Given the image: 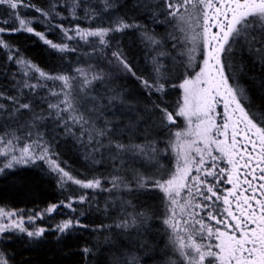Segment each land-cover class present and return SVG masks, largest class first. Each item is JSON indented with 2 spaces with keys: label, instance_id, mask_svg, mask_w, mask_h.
Here are the masks:
<instances>
[{
  "label": "snow or ice",
  "instance_id": "1",
  "mask_svg": "<svg viewBox=\"0 0 264 264\" xmlns=\"http://www.w3.org/2000/svg\"><path fill=\"white\" fill-rule=\"evenodd\" d=\"M0 8L4 13L0 15V51L6 53L0 74L10 80L14 93L0 92V101H6L0 102V127L4 129L0 132V178L10 174L22 180L21 170L35 167L43 175L54 176L62 191L69 184L80 189L81 194L45 209L51 214L65 207L74 214L53 229L57 243L73 230L89 229L81 222L86 213L76 216L74 205H95L97 212L107 214L111 202L101 209L89 192L114 195L121 188L128 193L160 190L165 202L166 247L177 257L168 264H264V105H254L240 82L246 75L245 56L264 70V0H48L46 8L32 0H0ZM121 9L126 10L121 13ZM28 12L36 15L29 17ZM64 21L72 23L65 26ZM79 22L98 26L81 27ZM36 24L44 31H38ZM147 24L172 25V29L160 37ZM56 31L61 42L47 38ZM129 31L137 33L143 45V70L119 41L114 42L115 34ZM20 34L36 37L60 60L87 45L91 50L82 55L95 57L103 68L77 67L71 76L50 73L3 39ZM167 43L171 51L180 49L176 56L164 50ZM162 58L171 63H163ZM7 65L16 66L10 76ZM129 79L146 99L115 84ZM56 82L59 90L49 87ZM97 82L105 85L104 91L93 94ZM259 87L264 95V77ZM170 88L182 91L174 106L166 102ZM37 102L46 109L37 111ZM49 119L52 134L41 130ZM181 120L184 127L172 132ZM157 129L175 137L167 142L168 148L176 150L175 165L165 173L167 179L137 174L135 187L119 176L109 178L103 173L80 179L61 166L66 162L56 151L60 138L72 139L92 172L105 159L114 168L117 163L123 166L129 154L158 164V157L168 150L157 148V141L147 145L123 142L126 134L131 140ZM118 203L123 216L90 229L100 233L118 230L104 236L106 245L115 244L113 235L134 230L139 235L138 230L152 218L147 209L140 211L131 201ZM42 215L25 216L23 210L0 207V243L11 242L6 236L27 239L29 246L39 243L48 231L35 227ZM81 252L87 257L93 249L85 246ZM13 260V253L0 248V264H13ZM125 264H134V260Z\"/></svg>",
  "mask_w": 264,
  "mask_h": 264
},
{
  "label": "trees",
  "instance_id": "2",
  "mask_svg": "<svg viewBox=\"0 0 264 264\" xmlns=\"http://www.w3.org/2000/svg\"><path fill=\"white\" fill-rule=\"evenodd\" d=\"M32 2L45 8L48 5V0H32ZM125 10L121 9V13ZM3 14V9L0 8V15ZM80 14L83 15V13ZM27 15L34 17L36 13L28 12ZM129 15H132L130 11ZM104 19L107 20L108 15H105ZM161 19L163 18L161 17ZM64 23L65 26H68L72 22L64 21ZM79 23L81 27L94 28L98 26L97 23L93 22ZM102 26H107V24ZM34 27L38 31H44V28L40 24H36ZM147 27L160 37H163L172 29V25L156 26L147 24ZM47 38L52 39L54 42H61L59 31L49 33ZM3 39L11 41L14 45L18 46L21 54L50 73L62 72L71 76L75 75L74 70L77 67L89 69L91 66L96 71L103 68V65L99 64L95 57L90 58L82 55L83 52L91 50L87 45H82L77 53L69 54L64 60H60L57 55L52 54L34 36L20 34L4 36ZM115 41L120 42L125 52L128 53L129 58L140 69L143 70L145 68L143 60L145 54L144 48L140 43L137 33L134 31L122 34L117 33L114 37ZM164 50L171 51V44H165ZM179 51V48L176 51H171V55L176 56ZM162 62L165 64L171 63L166 58H162ZM244 63L246 64L244 69L246 75L240 77V82L249 90L254 105H264V95L260 94L261 89L259 87L260 78L264 77V70L253 64L247 56L244 57ZM5 65L6 53L0 51V73L3 72ZM6 70L10 76L12 72L16 71V66L7 65ZM178 82L173 81V83ZM78 83L79 81L74 82V84ZM115 84L125 85L133 96L140 95L141 99H146L140 94L137 83L131 79L115 81ZM49 87H55L59 90L60 83L56 82L55 85L50 83ZM104 87V84L97 82L94 85L93 94L103 92ZM0 92H5L8 95L14 94L10 90V80L2 74H0ZM40 95L44 96L46 92H41ZM181 95L182 91L180 89L170 88L166 97L167 104L174 106ZM0 102L6 103V101ZM41 109H46V105L37 102V111ZM109 118L111 117L109 116ZM45 124L46 128H41V130L52 134L54 127L52 121L49 119L45 121ZM177 124L179 127H173L171 129L172 132L179 131L184 127L182 120L177 121ZM141 127H146V125H142ZM3 130L0 127V132ZM18 135H23V133H18ZM59 136L63 137L62 130L59 131ZM145 136L149 137V139L142 138ZM170 139L174 141L175 137H169L167 131H160L159 129L150 133L141 132L138 135L132 136L131 140L128 139L126 134L123 139V142L126 144L147 145L152 141H157L158 143L155 145L157 148L162 150L167 148L168 151L166 154L158 157V164H149L141 158H136L129 154L124 157L123 166L117 163L114 168L112 162L105 159L104 164L98 166L94 172L89 171L88 166H86L82 159L81 150L72 139L60 138L56 151L60 154V160L66 162V164H62L61 166L66 167V170L72 171V174L78 176L80 179H84L85 177L92 178L94 175L99 176L103 173L109 178L113 175L119 176L125 183L132 184L135 187V176L137 174L146 179H167L165 173L172 169L176 162V150L168 148L167 142ZM165 155H167V158H164ZM221 166L225 165L221 164ZM20 175L23 177L22 180L10 174L7 178H0V207L6 210H23L25 216L44 213V215L39 216L35 220L34 224L35 227H44L48 231L45 233L44 238L34 246H29L27 239H19L16 236L4 237L5 240L10 239L11 242L0 243V248L14 254L13 264H125L126 261L130 262L133 260L134 264H168L170 259H177L172 249L166 247L168 236L162 223L165 213L164 194L162 191L152 190L143 192L136 190L128 193L125 189L121 188L114 195L89 192V196L94 197L101 209L104 208L106 202H111L107 214L103 211L97 212L95 205L92 208H88L86 205H74L77 209L76 216L81 211L86 213L85 217L81 218V222L88 225L89 229L73 230L71 235L61 238L57 243V233L53 229L62 220L74 214L65 207H60L51 214L45 213V209L50 204L59 203L70 195L76 196L81 194L80 189L69 184L62 191L58 187L54 176L43 175L42 171L35 167L30 170H21ZM13 181L16 182L14 183ZM104 187H108V185L105 184ZM146 187L150 189L152 186L148 184ZM118 201H131L133 205L137 206L138 210L143 211L147 209L152 218L147 222L146 226L138 230L139 235L135 230L131 231L130 234L113 235L115 244L106 245L104 243V236L116 233L118 230L113 229L112 233L108 231L100 233L91 231L90 229H94L97 225L101 224H112L115 219L123 216L122 205ZM128 211L131 212L132 209L128 208ZM28 227L31 228V226ZM85 246L92 248L93 254L85 257L81 252V249Z\"/></svg>",
  "mask_w": 264,
  "mask_h": 264
},
{
  "label": "rangeland",
  "instance_id": "3",
  "mask_svg": "<svg viewBox=\"0 0 264 264\" xmlns=\"http://www.w3.org/2000/svg\"><path fill=\"white\" fill-rule=\"evenodd\" d=\"M20 147H22V145H20ZM230 167V166H229ZM2 222H7V221H2Z\"/></svg>",
  "mask_w": 264,
  "mask_h": 264
}]
</instances>
